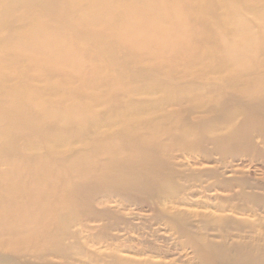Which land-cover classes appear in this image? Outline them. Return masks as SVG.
I'll return each instance as SVG.
<instances>
[{
  "label": "bare ground",
  "instance_id": "6f19581e",
  "mask_svg": "<svg viewBox=\"0 0 264 264\" xmlns=\"http://www.w3.org/2000/svg\"><path fill=\"white\" fill-rule=\"evenodd\" d=\"M178 1L181 0H168L167 3L162 0H56L45 1L40 6L33 7L32 0H13L8 14L12 16V13L17 12L19 15L15 19L21 22V26L18 32L11 28L6 39L8 48L12 50L0 51V134H4L5 138L4 144H0V157L8 159L20 155L23 160L13 163L14 170L11 174L5 169L2 175L11 183L19 176L20 169L28 167L30 171H39L33 174H37L34 176L35 183H40L41 177L46 175L42 164L55 161L68 169L80 170L85 165L91 167L86 156L90 153L97 157V168L91 167L90 174L84 177V181H80L78 195L81 199L96 195L97 203L104 206L94 209L88 203L87 210L90 211H81V222L83 225L89 221L101 222L100 230L104 233L116 231L113 238L121 241L116 246L118 250L149 257L141 262L121 257L120 264H176L175 261L182 257L180 253L187 249L192 250L201 264H264V219H261V224H241L228 215L194 212L186 208L193 203L190 204L188 198L184 197L196 196V190L192 189H197L200 193L224 190L229 192L232 200L254 203L262 209L264 207V183L256 185L247 181L239 175V163L227 162L229 155L232 160H240L242 156L262 159L264 154V147L255 140L256 136L260 137L264 145V28L257 32L247 19L234 15L236 9L246 7L250 0L237 1L235 8L231 0H214L213 3L211 0H198V11L203 16L199 21L193 22V26L209 27V23L214 21L226 29L227 34H236L227 38L225 45L219 44L221 48L216 49L217 52L225 53L222 65L205 68L206 72L220 75L225 71H232L236 64L242 68L239 72L241 68L237 70L236 67L233 73L230 72L227 77L222 78L223 84L229 90L224 95L220 93L222 97L225 96V100L220 103L217 101L216 104L196 102L193 93L197 95L201 89L190 90L188 84L184 85L187 89H183L179 81L168 80L162 76L161 65L157 66L159 68L135 70L134 67L127 66L132 56L127 53L118 54L114 41L98 43L96 41L102 36L95 31L82 33L86 26H97L113 30L114 33L139 31L143 34L148 27L145 22L135 20L132 28L124 30L123 27L128 23L121 18L128 17L124 21H129V17L136 13V8L150 7L157 12L155 20H173L177 15L175 9ZM257 1L260 3L252 6L251 12L257 15L258 21H262L264 26V0ZM63 5L66 7V14H63ZM217 5L227 6L230 14L217 15ZM248 7L250 9V5ZM4 9L5 7L0 12V19L6 15ZM52 9L60 13L62 11V26L65 23L86 37L88 41L82 39L90 43L84 47L86 51L92 49L103 52L104 49L109 52L108 59L114 63L113 73L118 81L121 79L126 83L125 90L128 91L141 81L135 88L130 89L131 93L161 96L167 93V98L161 104L164 114L159 118L134 122L133 134L118 137L103 136L101 125H97L101 119L96 120L97 123L95 119H88L80 121V125L71 124V117L76 115L71 114V111L63 112V100L45 99V92L32 86L25 78L30 69L37 71L42 77L45 75V79L56 81L55 87L53 84L47 85L48 90L58 95L63 92V72L56 68V63L45 59L40 61L32 56L37 53L60 56L63 62L64 58L71 55L69 47L75 50L74 44L63 40L62 30L46 27L37 20L39 16L49 21L57 18L51 12ZM72 11L78 12L77 19L72 17ZM168 11L169 16H166L164 12ZM180 11L187 15V11H192V6L185 4ZM211 13H214L213 19L207 17ZM214 39L220 40L217 34ZM23 49L31 54L30 58L16 53V50ZM84 55L86 57L77 55L78 59L71 55V63L79 67L93 63V72H98L101 65L99 61L93 54L86 52ZM25 65H29V70L27 66L20 71ZM5 70L25 74L14 80ZM132 74H136V77L129 78ZM158 75L160 78L156 77ZM93 80L94 89L104 86L109 89L114 82L109 78L102 79L100 74ZM90 83L91 80L89 82L88 79L86 86ZM209 85L216 86L215 82H210ZM251 91L257 92V98L246 97L245 94ZM111 92L117 98L121 96L120 91ZM208 92L214 93L217 89L213 87ZM88 97L85 95V98ZM81 100L71 101L72 105L68 108H80ZM118 105V100L115 104L109 102L111 109ZM152 106L153 104H142L136 108V112L134 109L130 111L128 116L131 119L140 118L143 113H140V109L147 108L149 112L153 109ZM48 109L54 111L50 112ZM172 123L175 128H170L173 127L170 125ZM35 132L48 145V149L41 156L37 155L43 161L32 162L37 158L26 157L17 142L23 140L24 143L34 145L36 149L42 147L43 143H36ZM117 140L121 141L120 147ZM80 142L96 143L88 149H72L71 152L55 150L63 144L72 146ZM240 147L245 150L239 152ZM76 154L79 156L75 158ZM215 155L219 157H213ZM192 165L208 166L195 169L191 168ZM209 179L211 182L206 183ZM1 181L5 182L2 178ZM181 181H187L194 186L186 189ZM73 185L71 188L74 189ZM252 188L263 192L248 190ZM6 191L9 197L18 194L12 189ZM18 191L21 192V189ZM4 198L5 196L1 199ZM214 201H219L214 205L215 211H226L221 205L223 199L219 194L213 197ZM131 205H136L135 210L129 208ZM208 206L200 204L199 207ZM121 211H126L130 217L124 216ZM160 229L163 231H159ZM161 240L168 244H157ZM182 240L184 242L179 243ZM152 257L176 258L169 263H160L151 260ZM5 259L0 254V262Z\"/></svg>",
  "mask_w": 264,
  "mask_h": 264
},
{
  "label": "rangeland",
  "instance_id": "374dc122",
  "mask_svg": "<svg viewBox=\"0 0 264 264\" xmlns=\"http://www.w3.org/2000/svg\"><path fill=\"white\" fill-rule=\"evenodd\" d=\"M12 1L13 0H0V12L3 7H5L4 13L9 15L8 12ZM45 1L54 2L56 0H32L31 4L33 7L40 6ZM162 1H165V3L168 2V0ZM237 1L239 0H231V2L234 3V8ZM211 2L213 3L214 0H211ZM258 2L257 0L248 1V5L238 8V10L236 9L234 15L238 18L241 16L240 19H247L249 23L254 26L253 28L258 30L257 32H261L259 30L264 28L262 21H258L257 15L251 12V7L256 6ZM185 4L192 6V11H187V15H183L180 11ZM197 4H199L198 0L178 1L177 9H175L177 15L173 20L169 18L155 20L154 17L157 15V12L150 7L146 9L142 7L136 8V13L129 17V21H124V19H128V17L121 18L123 22L128 23L127 26L123 27L124 30L132 28V22L135 20L138 22H145L148 27H146L147 30L144 31L143 34L139 31L119 32L118 30V32L114 33L112 32L113 30L97 26H86L82 29V33L95 31L98 35L102 36V38H98L96 41L98 43H111L114 41L116 45L115 51L118 52V54L125 55L127 53L132 56V59L129 60L130 64L127 65L128 67H134L135 70H140L141 68L148 67L159 68L157 66L161 65L163 77H166L168 80L174 79L179 81L181 85H183V89H187L184 87L185 84H188V89L190 90H195L196 88L201 89L197 95L188 90L193 93L196 102L202 101L207 105L216 104L217 101L220 103L225 100V96L222 97L220 93L224 95L225 92L229 90V88L223 84L222 78L227 77L230 72L233 73L234 68L237 67V70H239L241 67L236 64L232 68V71H225L220 75L206 72L205 68L222 65L223 61H225V53L223 51L217 52L216 49H218L219 44L223 43L225 45V40L236 34H227L226 29L214 21L209 23V27L193 26V22L199 21L200 17L203 16L200 14ZM249 5L250 9L248 7ZM65 10L66 7L63 5V14H66L64 13ZM216 10L217 15L220 16L230 14L228 13L230 11L227 9V6L225 7L224 5H217ZM232 11H234V9ZM51 12L54 13L57 18L49 21L39 16L37 20L41 25L63 31V40L67 41L66 43L75 45V47H73L75 50H71V46L68 49L72 56L77 58V55H83V57H86L84 55L86 52L93 54L101 64L99 71L96 73L93 72V63L84 67L73 65L71 63L73 59L71 55L64 58L63 62L60 56H48L42 53L32 55L40 61H44L45 59L48 62L56 63V68L63 72V92L60 93V95L53 94L54 91L48 90L47 88V85L51 84L55 87L57 84L56 81L47 80L44 78L45 75L42 77L39 72L32 71L31 69L29 70V65L20 68V71H23L22 69L28 66L27 70L29 71L27 72L28 74L26 73L27 77L25 78H27L32 86L45 92L43 95L45 99L63 100V112L67 113L71 111V114L76 115L71 117V121H73L71 124H79L80 121L88 119L89 121L95 119L97 123L96 120L101 119L97 125H101L103 136L118 137L124 134H133L134 130L132 123L159 118L164 114V109L161 107V104L163 99L167 98V93L163 96H161V94L139 95L131 93L130 89L135 88L141 81L130 87L128 91L125 90L127 87L126 83L121 81V79L118 81L115 73H113L112 67L114 63L108 59L109 52L104 49L103 52L92 49L86 51L84 47L90 44L82 40H87L86 37L81 32L72 29L65 23H63L62 26V18H60L62 16V11L60 13L56 11V9H52ZM12 14V16L5 15L3 19H0V51L10 52L12 50V48H8L6 39L10 35L11 28L15 29V31H19L21 26V22L15 19L19 14L17 12ZM164 14L169 16V11L164 12ZM212 14L214 13L207 15V17L213 19ZM71 15L76 19L78 18V12L72 11ZM145 15H148V17ZM150 28H152V32L149 33ZM216 34L219 36L220 40L214 39ZM79 35L81 37H79ZM16 53L22 55V57L25 55L29 58L31 55L24 49L16 50ZM15 57L22 58L19 56ZM98 61L96 62L97 67ZM241 70L242 68L239 72H241ZM9 71L10 70H5L11 78H15L14 80H17L20 76L22 77L25 74L20 71ZM99 74L102 79L109 78V80L111 79L110 81H114L109 89L106 86L100 89H94L95 83L93 78L99 76ZM135 77L136 74H132L129 78ZM156 77L160 78L159 75ZM88 79L89 82L91 80V83L86 86ZM59 80L62 81L61 79ZM210 82H215L216 86H210ZM9 85L7 86L10 87ZM213 87L217 89V92H208V89H212ZM111 91H120L121 96L117 98ZM186 91L187 90H184V92ZM80 92L88 95V99ZM256 94V91H251L245 95L247 98L255 99L257 98ZM82 95H84V97H81ZM262 95L264 96V92H262ZM74 100H81L79 104L80 108L72 107V109H69L68 106H71V101ZM116 100H118L119 105L111 109L109 107V102L115 104ZM145 103L149 105L153 104L151 107L153 109L148 112L147 108H142L140 109V113H143L140 118H129L130 115L128 116V114L130 111H133V109L134 111L137 110V107ZM192 105H195V103ZM145 106L147 107V104ZM48 111L53 112L54 109H48ZM177 122L178 121H176V123ZM97 125L95 124V126ZM170 125L173 127H170ZM170 125V128H175L174 123ZM87 127L91 128L88 125ZM39 136L40 135H37L35 132L36 143H43L42 147L38 149H36L34 145H30L31 143H24L23 140L17 142V144L23 148V154H25L26 157L37 158L32 162H37L39 160L43 161L42 158L39 156L37 157V155L41 156L48 149L46 147L48 145H46ZM4 139V134H0V144H4ZM255 140L264 147L260 137L256 136ZM117 141L120 147L121 141ZM95 143L96 142H80L72 146L63 144L59 148H55V150L62 153L71 152L72 149H88V147H91ZM218 144H220V142ZM241 148L242 147L238 148L239 152L245 150H241ZM77 155L79 156V154H76L75 158ZM86 156L88 157L87 162L91 163V167L97 168V157L90 155V153ZM213 157L218 158L219 156L215 155ZM263 158L264 154L262 159L242 156L240 160H232L231 155H229V157H227V162L233 161L232 164L239 163V170L241 171L239 175L243 176L247 181L256 184L264 183ZM17 160L21 161L23 159L20 155L8 159L0 157V177L5 181L3 183L0 178V254L6 258L5 261H1L0 264H120L121 257H126L136 262H141L146 258L149 259L147 256L136 255L132 252L122 251L121 249L118 250L116 246L121 244V241L113 238L116 231L110 230L104 233L100 230L102 229L101 222L89 221L88 223L84 222V225L81 222V211H90L87 210L89 209L88 203L91 205V208H101L104 206H100L99 203H97L96 195H90L84 199H81V196L78 195V185L80 181L85 180V176L90 174V166L87 167V165H85L80 170L68 169L65 166L59 165L58 162L50 161L47 164H42V169L45 170L46 175L41 177L40 183H35L34 176L37 174H33V172L39 171H37V169L30 171L28 167L20 169L19 176L13 179V182L9 183L5 179L7 177L2 175V171L6 169L8 173L11 174L14 170L13 163L17 162ZM207 166L208 165H192L191 168L202 169ZM206 181V183H210L211 179ZM181 183L185 185L186 189H190L194 186L187 181H181ZM72 185L74 189L71 188ZM6 189H12V191L18 194L9 197ZM20 189L21 192L18 191ZM192 190H196V196H184L186 199L188 198L187 200L190 204L193 203L192 205L186 206V208H190L189 210L191 211L211 212L215 215H228L241 224L260 223L261 219H264V207L262 209V207L259 208L254 203L232 200L227 191L214 190L210 193H200L197 189ZM248 190L258 193L260 191L263 192L257 188ZM216 194L222 197L223 201L221 205L226 208L225 212L215 211L214 205L219 202H213V197H215ZM3 195L5 198L2 200L1 198L4 197ZM15 198L19 199L15 200ZM194 201L198 203H194ZM200 204L201 206H209L207 208L199 207ZM111 206H114L113 203H111ZM135 207L136 205H131L129 208L135 210ZM121 214L130 217L126 211H121ZM161 230L162 229L159 231ZM181 242L183 243L184 241H179V243ZM157 244L164 245L168 243L161 240L157 242ZM180 255L182 257L175 261L176 264H201L194 256L191 249L184 250ZM174 258L170 257L163 259L152 257L151 260L160 263H169L175 260Z\"/></svg>",
  "mask_w": 264,
  "mask_h": 264
}]
</instances>
